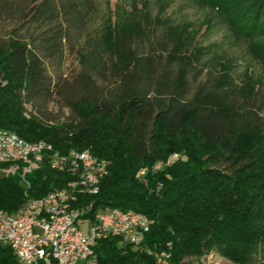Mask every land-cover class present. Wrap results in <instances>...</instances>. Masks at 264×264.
I'll use <instances>...</instances> for the list:
<instances>
[{
  "label": "trees",
  "instance_id": "trees-1",
  "mask_svg": "<svg viewBox=\"0 0 264 264\" xmlns=\"http://www.w3.org/2000/svg\"><path fill=\"white\" fill-rule=\"evenodd\" d=\"M216 1L242 5L231 16L248 39L264 37V0ZM97 10L98 0H0V128L106 161L99 192L73 203L87 217H148L140 247L108 236L95 264H160L163 251L169 264L211 252L264 264V87L210 66L178 28L120 31L112 46L88 39ZM67 51L80 53L72 75ZM173 151L184 157L154 168ZM72 179L48 162L25 179L0 175V209L18 213ZM0 264H20L10 246Z\"/></svg>",
  "mask_w": 264,
  "mask_h": 264
},
{
  "label": "built area",
  "instance_id": "built-area-1",
  "mask_svg": "<svg viewBox=\"0 0 264 264\" xmlns=\"http://www.w3.org/2000/svg\"><path fill=\"white\" fill-rule=\"evenodd\" d=\"M10 131L0 128V175L25 179L48 162L52 168L73 176L64 188L29 199L18 213L0 209V244L10 246L20 264H94L97 243L112 235L141 246L151 225L145 214L108 208L100 209L95 217H87V209L69 210V202L75 196H83L86 189L107 175L105 160L88 149L61 154L48 141L47 147H35V141H31V147H24L27 139L14 141ZM12 154H22V161L7 166L6 155ZM23 157H31L32 165L23 164ZM177 158L178 154H173L166 162L155 164V168ZM76 173H83V180H76ZM144 173L141 170L139 175ZM59 209H67V217H59ZM156 254L160 264L170 263L166 252Z\"/></svg>",
  "mask_w": 264,
  "mask_h": 264
},
{
  "label": "rangeland",
  "instance_id": "rangeland-1",
  "mask_svg": "<svg viewBox=\"0 0 264 264\" xmlns=\"http://www.w3.org/2000/svg\"><path fill=\"white\" fill-rule=\"evenodd\" d=\"M241 7H220L216 0H98V10L89 22L87 38L103 37L112 46L120 31L178 28L183 36L202 49L210 66L216 64L220 70L235 76L239 74L244 80L264 87V58L261 57L264 55V37L252 41L248 39L246 26L240 29L231 12H238ZM79 54L65 53L63 69L66 74L79 71ZM173 154H178L175 161L154 168L160 170L172 166L184 157L183 151H173L156 164L166 162ZM192 264L238 263L211 252L192 260Z\"/></svg>",
  "mask_w": 264,
  "mask_h": 264
},
{
  "label": "bare ground",
  "instance_id": "bare-ground-1",
  "mask_svg": "<svg viewBox=\"0 0 264 264\" xmlns=\"http://www.w3.org/2000/svg\"><path fill=\"white\" fill-rule=\"evenodd\" d=\"M10 139L14 141H21V137L16 133L10 131ZM24 147H31V142L24 140ZM35 147H47V142H35ZM22 161V154H12L6 155V164L7 166H15L17 162ZM23 164L25 165H32V158L31 157H23ZM103 178L99 179L95 186L86 189L83 192V195H94L99 192L100 183ZM76 180H83V173H76ZM79 196H75L74 200L69 202V210H76L73 208V203L77 200ZM59 217H67V209H59ZM96 261H94L95 264Z\"/></svg>",
  "mask_w": 264,
  "mask_h": 264
}]
</instances>
